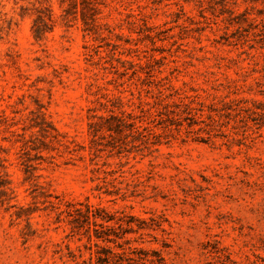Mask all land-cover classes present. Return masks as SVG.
I'll return each instance as SVG.
<instances>
[{
	"label": "rangeland",
	"instance_id": "1",
	"mask_svg": "<svg viewBox=\"0 0 264 264\" xmlns=\"http://www.w3.org/2000/svg\"><path fill=\"white\" fill-rule=\"evenodd\" d=\"M78 203L146 226L99 241ZM95 243L264 264V0H0V264Z\"/></svg>",
	"mask_w": 264,
	"mask_h": 264
},
{
	"label": "trees",
	"instance_id": "2",
	"mask_svg": "<svg viewBox=\"0 0 264 264\" xmlns=\"http://www.w3.org/2000/svg\"><path fill=\"white\" fill-rule=\"evenodd\" d=\"M101 120L103 119L101 118ZM105 120L104 124L102 123L101 125H99V122L94 121L91 123V126H99L105 128L107 131L119 133L123 127L129 125L120 116L111 115L109 118H105ZM132 125L135 126V122ZM145 130L146 128H143V132ZM136 131L138 136L143 135L139 127H136ZM66 212L71 217L69 222L74 229L79 230L85 228V232H88L90 226L93 225L95 238L102 242H115L114 237L123 238L126 233L145 228L144 226H146L141 225L142 223L144 224V221L135 223L138 219L132 215H129L128 219L117 218L116 223L122 230V234H119L110 225V222L115 220L114 217L112 215L102 214L99 208L91 204L78 203L77 206L72 204V209ZM119 222H124V226ZM133 224H136L137 228H134ZM89 238H91V235H89ZM125 243L128 244L129 240L126 239ZM95 244L100 247V250L96 252L95 260L90 257V264H169L157 250H146L130 246L124 249L123 244H118L117 246L121 248V251H115L107 245L101 246L98 243Z\"/></svg>",
	"mask_w": 264,
	"mask_h": 264
}]
</instances>
